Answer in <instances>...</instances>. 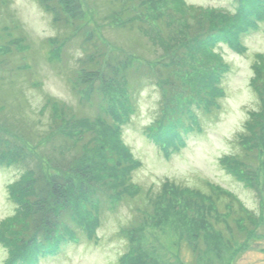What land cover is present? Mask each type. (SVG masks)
Masks as SVG:
<instances>
[{
  "label": "rangeland",
  "instance_id": "obj_1",
  "mask_svg": "<svg viewBox=\"0 0 264 264\" xmlns=\"http://www.w3.org/2000/svg\"><path fill=\"white\" fill-rule=\"evenodd\" d=\"M124 1L121 22L110 26L106 17ZM166 1L160 7L162 14L154 18L150 14L140 17L144 7L139 0H80L81 17L66 16L69 23H65L63 16L54 21V15L44 10L40 0H0V130L24 144L31 135H35L30 138L36 143L46 142L51 136L54 142H63L56 135L59 130L55 132L51 127L52 104L48 102L61 107L65 104L70 113L92 114L91 107L79 105L71 90V82L89 69V55L94 54V60L99 61V54L104 58L117 50L138 58L133 79L141 87L135 96V112L122 129L123 142L141 164L130 177L138 194H122L115 205L104 204L94 237L88 238L82 229L73 226L77 240L62 244L58 255L42 258L39 264H121L120 257L130 249L146 254L156 264H264V172L258 162L248 158L254 188H247L221 164L226 156L241 155L237 136L249 113L259 108L251 82L264 81L260 68L257 78V57H264V24L241 38L243 50L226 44L213 49L229 67L221 80L225 94L211 113L195 111V124L182 134L184 145L176 151L169 148L166 155L145 134V129L161 115L162 92L155 83L163 88L160 81L148 77L160 54L148 33H183L180 40L186 36L189 44L194 34L209 28L208 10H236L235 0H181L177 4ZM135 4L139 7L129 10ZM56 51H61L60 57L51 55ZM175 53L184 78L179 86L186 90L192 82L187 80L203 68L204 59L195 49L179 46ZM64 117L67 118L65 112ZM252 155L256 156L255 150ZM21 173L16 165L0 168V225L16 214L8 187ZM87 175L97 188L117 196L115 187L109 189L103 177L100 180L90 171ZM166 181L206 196L212 185L217 186L232 193L256 221L247 223V232L242 231L228 201L217 200L216 191L212 193L219 214L207 217L203 209L193 207L189 198L169 192L163 195L161 189ZM161 195L163 198L155 201ZM8 256L7 247L0 243V264H5Z\"/></svg>",
  "mask_w": 264,
  "mask_h": 264
},
{
  "label": "trees",
  "instance_id": "obj_2",
  "mask_svg": "<svg viewBox=\"0 0 264 264\" xmlns=\"http://www.w3.org/2000/svg\"><path fill=\"white\" fill-rule=\"evenodd\" d=\"M54 1L57 4H53ZM171 1L182 3L181 0ZM40 3L45 11L54 15V21L63 16L61 19L69 23L66 16L72 19L81 17L80 0H40ZM235 3L233 13L208 10L206 16L211 18L209 28L207 26L206 30L194 34L191 37L194 40L189 44L186 36L180 40L183 33H148L151 43L160 49L157 63L150 69L148 77L160 81L163 88L155 83L162 92L161 115L145 129V134L164 150L181 141L179 133L188 128L186 121L193 120V109L202 108L208 112L224 96L220 83L229 67L212 48L219 42L234 44L241 33L251 28L257 29L259 23H264V0H235ZM125 4V1L121 6L119 3L106 17L110 26L121 22L119 16ZM165 4L166 0H139V5L144 7L140 17L150 14L158 18L162 14L160 7ZM139 5L135 4L129 10ZM179 46L190 51L195 49L204 59V69L190 75L187 81L192 82L188 84L190 88L185 87L186 90L179 86L184 78L175 61ZM51 55L60 57L61 51L60 54L56 51ZM93 55L88 58L89 69L71 82V90L78 98L79 105L91 107L92 114L70 113V108L65 104L61 107L56 102H48L52 104L51 127L55 132L59 130L56 135L63 140L62 143L54 142L53 136L46 142L36 143L31 139L35 135H31L29 140H25L28 145L33 143L30 148L17 137L0 130V167L16 165L22 170L20 178L8 187L9 198L16 205V214L0 225V243L7 247L9 253L5 264H38L41 257L55 253L60 243L76 239L73 226L92 238L99 225L102 206L115 205L121 199L119 195L137 193L130 183V177L140 163L122 142V127L136 109L135 96L141 85L134 82L133 73L137 71L134 62L138 58L124 56L117 50H111L104 58L99 54V61L94 60ZM257 58L259 78V68L264 76V57L258 55ZM251 86L258 95L259 108L249 113L243 131L237 136L242 153L221 159L223 168L247 188H254L249 174L252 172L251 164L246 161L248 158L258 162L259 169L262 168L264 172V81H252ZM254 150L256 156L252 155ZM77 151L80 153L77 154ZM95 154L94 160L91 159ZM89 171L91 174L95 172L100 180L103 177L109 189L115 187L117 196H110L101 187L97 188L88 179ZM161 190L163 195L169 192L173 196L189 198L193 207L203 209L207 217L219 214L212 193L216 191L217 200L228 201L231 211L235 213L236 224H240L242 231L247 232V223L256 221L254 214L235 196L217 186H211L207 196L198 190L177 187L169 181L162 185ZM162 198L161 195L155 201ZM119 261L121 264H156L146 254L137 253L136 249H130Z\"/></svg>",
  "mask_w": 264,
  "mask_h": 264
}]
</instances>
